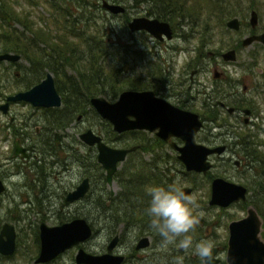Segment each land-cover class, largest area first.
Here are the masks:
<instances>
[{
    "label": "flooded vegetation",
    "instance_id": "flooded-vegetation-1",
    "mask_svg": "<svg viewBox=\"0 0 264 264\" xmlns=\"http://www.w3.org/2000/svg\"><path fill=\"white\" fill-rule=\"evenodd\" d=\"M9 1L11 2L12 11L10 12L12 14L14 13V8L22 13L28 4L26 0ZM223 1L212 0V10L201 11L199 14H196L199 16L198 19H200V29L198 31L200 33L198 37L199 44L194 48V56H191L185 62L177 76L173 73V69L169 70L167 68L165 59L160 57L161 63L149 59L148 57L153 51L142 49V47L139 55L144 70L141 74H136L141 84L137 88L124 86L118 93H115V91L113 93L110 85V91H107L104 86L102 91L89 96V93L87 94V91H85V80H87L84 78L85 73L81 75L79 72L78 75L66 74L67 76L62 80V87L58 81L61 77L59 75L62 71L61 68H64L63 71L70 67L77 69L73 63L63 62L62 54L50 53V46L44 42L39 44L34 43L35 49L41 51L40 59L36 58L32 60L14 51L11 45L4 41L0 33V53L16 52L21 55L17 60L0 59V112L8 118V120H5L0 115V180L3 185L0 194L7 193L12 187H25L27 191L40 189L44 195L56 193L52 189L51 181L47 178L50 175V172L47 173L46 171L47 165L50 163L49 167H52L53 170V167L56 168L54 171L58 173L56 175L57 178L64 171L70 174L73 172L71 163L74 162L72 157H75V154L69 153L70 144H68V140H63L71 137L74 141H79L73 137V133L71 132L75 128L73 121L75 120V116L76 120H79L88 112L101 116L91 102L93 96L100 95L109 101H115L121 92L126 89H147L152 90L156 97L162 98L180 109L194 111L199 114L204 124L196 133V141L212 147H222L220 152L213 153L210 156L213 162L212 168L217 165L220 166L222 171L219 170V172L210 178L211 184L215 177H223L245 185L247 187V199L237 202H243L242 204L245 205L247 213L248 206L253 204V199L257 195L264 193V137L262 136L264 127L262 126L263 122L256 121V117H261L262 121L264 117L262 115L261 102L255 95L264 91V42L260 39H254L249 44H243V40L248 36L264 32V0H249V6L246 8H250V16L247 22H244L239 15L240 12H238V6L241 2L244 3V0H233L229 5H224ZM253 11L257 14L255 24L251 20ZM126 12H128L127 6L126 11L121 14H126ZM240 14L244 15L245 13L241 12ZM140 15L156 17L145 11ZM224 15H230L225 24L222 20ZM235 16L239 17L241 22L239 29L232 28L227 24L228 20ZM3 17H1L0 13V18ZM132 17L130 16L126 20L125 16V28L129 30L128 24ZM189 22L192 23V20L187 19V24ZM243 25H247V33L240 36L239 32ZM171 27L173 36L168 38L163 34V39L155 37L145 29L130 30V32H140L142 35L150 34L157 42L172 40L178 36L190 40L197 33V30L194 28L191 29L194 34L184 30L183 37L172 24ZM254 43L253 49H250L247 53L245 65L243 63L245 73L241 76L235 75L234 73H237V70L235 67L229 68L230 65H235L240 52L245 47ZM82 48L81 55L86 58L89 55L88 45H83ZM171 48L180 50L177 45H173ZM229 50H235V59H227L225 57L224 54ZM21 59H25L29 64V66L24 68V74L23 71L21 73V70H19V61ZM48 63L53 66V70L49 69ZM258 65L262 66V70L257 73L254 68ZM169 66L173 68L172 64ZM2 69L6 70L5 73L1 72ZM48 72L53 74L56 88L61 95L62 103L60 105L42 106L34 105L31 101L25 99H10L11 96L18 92L28 90L41 82ZM53 72L56 74V78ZM250 77L254 79V85H251L250 81H248ZM109 79L111 78L109 77ZM82 85H84V88ZM249 91L254 93L251 96H247ZM87 95L89 97L88 100H86ZM5 104L8 105L7 111H4L2 108ZM27 107L31 109V112L24 110ZM59 108L62 110H59ZM50 111H53V113L50 114ZM59 111H61L60 114L58 113ZM102 118L110 127L109 131L112 133V136H104L102 132L93 127H87L78 134L82 142L97 148V157L92 156V160L86 165L87 170L85 171L84 169L83 171V176L78 177L76 180L70 177V181H67L68 186L61 184V207L78 203L86 199L90 194L99 193L104 195V191H106L108 193L107 204H105L104 198L89 197L90 211L94 212L97 202L99 205H103L105 210L109 209L111 211V209L117 206L123 212L118 231L116 229L110 230L109 226L106 225L109 229V238L106 250L103 252L113 251L122 254L123 264H172L170 261L171 257H168L165 262L162 261L163 257L151 261L141 253L143 249L151 245L153 240L160 246L171 245H165L160 235L151 227V218L146 211L151 197L147 194L146 188L149 186L167 187L168 185L176 184L175 174L172 172L176 167L174 165L176 162H181L184 166V182L186 185L182 186L181 189L187 187V165L180 158V147L186 144V139L175 134L164 137L158 133L159 127L153 130L136 128L118 132L114 129L113 123L110 120ZM89 128L99 134L103 141L111 146H113L111 141L124 143V146L115 147L126 148L136 146L123 160L125 161L130 157V161L119 171L120 163L123 161L118 163V168L113 175L112 182L107 180L106 168L98 160L99 149L97 144H89L81 138V134ZM214 128H216V131H213ZM129 134L135 135V137L129 138ZM137 151V154L132 155V153ZM212 157H215L219 162H214ZM141 166L150 168V170L144 172V175L138 180L131 178V175L137 174L132 170ZM102 169L105 171H101ZM14 175H19L23 180L18 183L15 182L12 178ZM86 177L89 178L90 182V188L86 195L74 201L67 200L68 192L75 189ZM9 180H11V187ZM22 182L23 184H20ZM107 186L110 187L109 191L107 190ZM92 188L93 191L91 193ZM47 191L48 193H46ZM106 205L108 208H106ZM259 205L258 207L255 206L258 211H260ZM262 208L264 210V203ZM260 214L264 217L262 212ZM79 216L70 214L62 217L58 223H49L47 222V216L43 215L41 216L42 221L40 225L43 222L50 226L58 225ZM106 216L110 222L112 220L111 212ZM200 219L202 218L200 217ZM5 224H10L14 228L16 233V250L12 254L1 252L0 254L2 256H14L20 248V239L15 224L11 222L6 221L0 225V232ZM40 225L38 232L36 231V234H33L30 238V243L33 242V244H28L29 251H27L28 254L25 259H30V263L51 264L57 261L65 251L79 245H74L49 261H37L41 250ZM92 227L93 232H95L94 223ZM115 235L119 236L118 243L113 250H109L108 245ZM144 236L150 238V244L146 247L138 248L137 244ZM80 246L77 247V251ZM77 251L73 257L76 263ZM27 252H23L22 256Z\"/></svg>",
    "mask_w": 264,
    "mask_h": 264
},
{
    "label": "rangeland",
    "instance_id": "rangeland-1",
    "mask_svg": "<svg viewBox=\"0 0 264 264\" xmlns=\"http://www.w3.org/2000/svg\"><path fill=\"white\" fill-rule=\"evenodd\" d=\"M122 3L127 6V13L131 17L140 15L144 12V6L142 5L138 6L137 4L134 5L132 3ZM211 4L212 0H202L200 11L212 10ZM248 6L249 0H244V3L241 2V4L238 6V12L245 13L244 15L239 13L244 22H247V20H249L250 8H246ZM26 8L27 10H32V17L34 16L36 18L35 20H47L48 17L51 16V9L47 2H39L33 6H31L29 3ZM40 15H42L43 18H41ZM125 15L126 14H116L115 16H112L111 13H108V15H106L107 19H105V23H107L106 25H108V28L105 27V29L111 31V29L113 28L114 31L111 32L108 38L107 49L109 50V52H107L106 55L107 60L105 63V69L100 70L101 74L98 75V83H100L101 85L102 81L106 78V76L103 75V72L106 71L110 76L111 74L109 73V71L113 72L114 68L115 73L113 74V77L115 79H109L108 77L106 82L107 86L105 88L107 91H110L109 85L110 82H113V80L118 79L119 81H121L120 77L124 78L127 75L136 76V74L138 75L139 73L141 74L143 72L144 68L139 55V51L142 47V49L153 51L150 53L148 57L149 59L157 61L158 63H161V60L159 59L160 57L165 59L167 68L169 70L173 69V73L175 74V76H177L179 71H181L185 62L189 60L191 56H194V48L199 44L198 37L200 36V33H195L194 37H192L190 40L178 36L176 38H173L172 40L157 42V40L150 34L142 35L140 32L132 33L128 28H125ZM229 16L230 15H224V18H222L224 24L226 23V20ZM15 25L18 28L23 29V26L21 24L15 23ZM192 28H194L195 30L200 29V19H198L195 15L192 16V23L189 22L184 30H186V32H192ZM192 33L194 34V32ZM246 33L247 25H243L239 32V35L242 36ZM173 45H177L180 50L171 48V46ZM254 45L255 43L245 47L240 52L235 65H230L229 68H236L237 73H234L235 75L241 76L245 73L244 65L247 61L246 56L248 51L250 49H253ZM170 64L173 65V68L169 66ZM26 66H29V64L25 61V59H21L19 61V70H21V73L22 71L23 74L25 73L24 68ZM63 69L64 68H61L62 71L61 74H59L61 77L59 76L60 78L58 80L59 84L62 87V80L65 76L71 74L78 75L79 72V69H74L72 67L64 71ZM254 70L258 73L262 70V66L258 65L254 68ZM5 71V69H2L1 72L5 73ZM93 74L94 72H92L91 69L87 70L84 74V78L87 79L85 81L96 83L97 76H93ZM54 75L56 78L55 73ZM248 81H250L251 85H254L253 78H248ZM117 84L119 83L117 82ZM82 87L84 88V85H82ZM253 93L254 92L249 91L247 96H251ZM255 95L261 102V108L263 110L262 115L264 117V91H261ZM24 110L31 112V109H29L28 107L24 108ZM59 110L62 109L59 108ZM49 113L51 114L53 113V111H50ZM58 113L60 114L61 111H59ZM0 115L5 120H8V118L1 112ZM73 121L75 123V128L72 129L71 132L73 133V137L75 139H78L79 141H74L71 137L65 138L63 140H68V144H70L69 146L71 148L69 150V153L75 154V157H72V160H74V162L71 163L73 172L70 174L64 171L63 173H60V176L57 178L56 175H58V173L54 171L56 170V168L53 167V170L52 167H49L50 163L47 165L46 171L47 173L50 172V175L47 178L51 181L52 189L55 190L56 193H53L51 195H44V193H42L40 189L36 191H27L25 187H12L7 193L0 194V202L2 205L0 207V225H2L6 221L15 224L20 239V248L18 252L14 256H2L0 254V264H33V262L30 263V259L26 260L25 257L28 254L27 251H29L28 244H33V242L30 243V238L33 236V234H36V231L38 232L40 222L42 221L41 216L43 215L47 216V222L49 223H58L59 221H61L62 217H66L70 214L80 216L88 215V219L90 220V222L92 224L94 223L95 232L90 239L80 243L79 245L83 246L85 249L93 253H102L106 250V244L109 238V229L107 228V226H109L110 230H119L120 218L123 212L121 208L115 206L113 209H111V211L109 209L105 210L103 205H99L96 202V208L94 212L90 211L89 197L94 196L95 198L99 199L100 195H102L101 198H104L103 200H105V204H107L108 193L106 191H104V195L99 193L90 194L86 197V199L78 203H73L67 207H61V184H65L68 186L67 181H70V177H73V180H76L78 177L80 178L81 176H83V171L84 169L85 171L87 170L86 165H88L92 160V156L97 157V148L94 146H89L86 143L82 142L78 137V134H80L87 127H93L94 129L102 132L104 136H112V133L109 131L110 127L108 126V124H106V121L100 115H95L91 112H88L79 120H76L75 116V120ZM256 121L263 122L262 126L264 127V118L262 121L261 117H256ZM64 131H66V129H64ZM213 131H216V128H214ZM262 136L264 137V132H262ZM128 137H135V135L129 134ZM111 142L113 146H124V143L122 142ZM137 153L138 151L132 153V155H135ZM212 159L216 163L219 162L215 157H212ZM69 161L71 160L69 159ZM129 161L130 157L120 163L118 171L120 169H123L125 167V164ZM174 165L176 167L174 168V170H172V172L175 174L176 185L182 188V186L186 185V183L184 182L183 163L176 162ZM219 170L221 171V168L217 165L214 166L212 170H210L207 174L187 170V186L193 187V192L190 195L193 196L196 201L197 206L195 207L194 211L199 216V219L200 217L202 218L200 219V231L197 232V230H195V232L192 233L194 243L204 239L213 240L215 242V246H219V250L216 254V256L219 257V261L217 262V264H227L226 252L229 236V223L231 220L245 215L246 207L244 204H242L243 202H233L225 207L216 204H210V178L217 172H219ZM101 171L104 172L105 170L102 169ZM12 178L17 183L23 180L19 175H14ZM9 182L11 187V180H9ZM20 184H23V182ZM109 188L110 187L107 186L108 191L110 190ZM92 191L93 188L91 190V193ZM46 193H48V191ZM262 207L263 204H260V211L262 212V214H264V210ZM106 208H108L107 205ZM110 212L112 214V220L109 222L106 215ZM16 216L18 219L16 218ZM79 245L65 251V253H63L57 261L51 264H77L73 257ZM23 252L27 253L22 256ZM141 253L144 257L146 256L151 261L163 257L162 261L165 262L168 257H171L170 261L172 262V264H174V261L177 257H183V264H201L199 258L192 254L191 251L189 253H184L173 244H171L170 246H160L156 244L154 240L152 241L151 245L143 249Z\"/></svg>",
    "mask_w": 264,
    "mask_h": 264
},
{
    "label": "water",
    "instance_id": "water-1",
    "mask_svg": "<svg viewBox=\"0 0 264 264\" xmlns=\"http://www.w3.org/2000/svg\"><path fill=\"white\" fill-rule=\"evenodd\" d=\"M102 6L109 12L121 14L126 11V6L120 2L101 0ZM251 20L255 24L257 14L253 11ZM228 26L239 29L241 22L235 16L228 20ZM131 31L145 29L159 39L165 34L168 38L173 36L171 24L159 17L136 15L128 24ZM254 39L264 42V32L251 35L243 40V44H249ZM227 59H235V50L226 52ZM21 57L16 52L0 53V59H14ZM10 99H25L34 105L52 106L62 103L53 74L47 76L32 88L18 92ZM91 102L97 108L102 117L110 120L116 131H126L136 128L155 129L164 137L171 134L180 135L186 139V144L181 149L180 158L187 165V170L207 173L213 166L210 156L221 151L222 147H212L196 141V133L203 127V120L198 113L178 108L166 100L156 97L152 90L126 89L121 92L118 99L109 101L104 96H93ZM8 105L2 106L7 111ZM81 138L89 144H97L99 153L98 160L106 168V177L109 182L113 181V175L118 168V163L123 161L127 154L136 146L115 147L111 146L92 129L81 134ZM89 178L83 181L67 194V200L74 201L86 195L89 191ZM3 185L0 180V191ZM186 194L193 192V187L187 186L182 189ZM247 199V187L223 177H215L211 184L210 204L228 206L233 202ZM264 217L255 205L250 204L246 215L233 219L229 223V237L227 243V264H264ZM93 227L84 216L76 217L58 225H40L41 250L37 261L45 262L55 258L61 252L80 244L93 235ZM6 235V236H5ZM119 236L115 235L108 245L113 250L118 243ZM150 244L148 236L142 237L137 247H146ZM216 254L219 250L215 246ZM16 250V233L10 224H5L0 232V252L12 254ZM76 261L78 264H123V255L113 251L93 253L80 246ZM219 261L216 256L215 264Z\"/></svg>",
    "mask_w": 264,
    "mask_h": 264
},
{
    "label": "trees",
    "instance_id": "trees-1",
    "mask_svg": "<svg viewBox=\"0 0 264 264\" xmlns=\"http://www.w3.org/2000/svg\"><path fill=\"white\" fill-rule=\"evenodd\" d=\"M114 2H126L128 4H137L138 6H144V11L148 14L165 19L171 22L176 30H179L180 34L184 37L183 28L187 27V19L192 20V16L199 14L201 9L202 0H112ZM31 6L37 3H48L51 9V16L47 20H35L32 15V10L24 9L22 13L13 9L12 14L11 2L9 0H0V33L6 43L11 45V48L23 54L26 57L35 60L40 59L39 49H35L34 43L44 42L51 48L50 53L62 54L63 62L73 63L74 66L79 69V73L82 75L87 70L94 72L93 76H97L96 83L91 81H85V91L89 96L97 94L103 90V87L107 86L106 82L108 77L115 79L113 72L108 73L105 71L103 75L106 76L101 85L98 83L100 70L105 69L106 55L109 52L108 38L114 29L111 31L108 29L105 19L108 15V11L104 7L100 0H26ZM233 0H224L223 3L230 4ZM27 4V5H28ZM112 14V13H111ZM10 15V16H9ZM116 14H112L115 16ZM43 18L42 15H40ZM126 20L129 19V15L126 12ZM199 18V16H197ZM40 19V18H39ZM109 19V18H108ZM43 20V21H42ZM15 23L21 24L23 29L18 28ZM41 23V24H40ZM199 30H197L198 32ZM88 45L89 55L82 56V46ZM50 70H53V66L48 63ZM119 81L113 80L110 82L112 92L118 93L124 86L137 88L141 84L140 79L134 75H127ZM117 82L119 84H117ZM109 85V86H110ZM118 90V91H117ZM110 92L112 95L113 93ZM109 93V92H108ZM88 95L86 100H88ZM150 170L145 166L134 168L132 171L137 173L131 175V178L138 180L144 175V172ZM100 195L99 198H101ZM252 203L258 207L261 203H264V193L257 195L253 199ZM195 209V208H194ZM260 212V211H259ZM261 213V212H260ZM122 216V215H121ZM85 217L88 218V215ZM200 224L196 228L197 232L200 231ZM146 229V228H145ZM192 235V233H190ZM264 237V230H263Z\"/></svg>",
    "mask_w": 264,
    "mask_h": 264
},
{
    "label": "clouds",
    "instance_id": "clouds-1",
    "mask_svg": "<svg viewBox=\"0 0 264 264\" xmlns=\"http://www.w3.org/2000/svg\"><path fill=\"white\" fill-rule=\"evenodd\" d=\"M146 192L151 197L146 210L151 218V227L164 244H173L184 253L191 251L201 264H215V242L204 239L194 243L190 234L200 224L199 216L194 211L197 206L194 197L176 184L167 187L149 186ZM174 264H183V257H177Z\"/></svg>",
    "mask_w": 264,
    "mask_h": 264
}]
</instances>
